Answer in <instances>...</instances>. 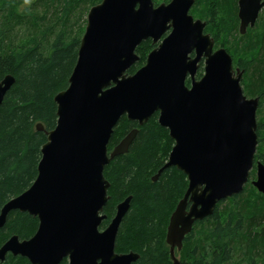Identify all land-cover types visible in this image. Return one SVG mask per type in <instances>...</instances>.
Returning <instances> with one entry per match:
<instances>
[{
	"label": "water",
	"instance_id": "obj_1",
	"mask_svg": "<svg viewBox=\"0 0 264 264\" xmlns=\"http://www.w3.org/2000/svg\"><path fill=\"white\" fill-rule=\"evenodd\" d=\"M195 0H102L87 16L77 62L66 89L55 95L57 125L47 132L38 174L29 188L12 197L0 212V229L12 210L38 217L29 239L12 235L0 247V263L9 252L31 264H132L140 254L116 251L121 223L132 196L117 204L116 215L102 230L110 198L105 167L128 152L139 129L133 128L113 150L115 127L126 115L143 125L159 112L174 145L168 160L152 177L176 166L189 180L167 228L173 264L176 250L195 224L215 213L218 203L240 194L250 181L264 194V163L256 161L259 97L243 89V71L234 67L225 47L195 18ZM264 0H239L240 32L254 26ZM158 45L134 73L137 47L147 39ZM194 53V56L192 54ZM204 58V74L196 77ZM191 84L187 85V78ZM15 82L0 81V106ZM38 130H45L42 123Z\"/></svg>",
	"mask_w": 264,
	"mask_h": 264
},
{
	"label": "trees",
	"instance_id": "obj_2",
	"mask_svg": "<svg viewBox=\"0 0 264 264\" xmlns=\"http://www.w3.org/2000/svg\"><path fill=\"white\" fill-rule=\"evenodd\" d=\"M101 1L0 0V81L7 74L15 77L0 106V212L8 200L36 179L41 148L48 137L46 131L57 125L55 95L69 85L87 23L79 15L74 31L68 21L75 11L85 14ZM162 1L170 0H154L155 4ZM196 1L203 8L196 6L190 12L206 20L205 31L214 37L215 47L224 46L233 57L234 67L243 71L245 94L260 98L255 160L264 163V9L255 26L240 35L238 0ZM81 18L84 24L79 26ZM154 47L151 38L144 40L136 49L139 59L128 72L143 66ZM203 71L202 64L198 78ZM38 123L45 130H38ZM133 128L139 132L128 152L116 156L105 167L110 198L104 225L115 215L117 204L131 195L116 251L138 252L140 257L132 264H173L167 228L189 180L176 166L164 169L156 181L152 179L166 163L175 142L169 129L159 123V112L143 125L124 115L115 127L109 150ZM255 178L256 166L242 193L220 201L213 215L195 224L181 251L176 250L181 264H264V194L252 185ZM38 226V217L11 211L0 229V247L13 234L32 236ZM0 264L31 262L9 253ZM61 264H68V259Z\"/></svg>",
	"mask_w": 264,
	"mask_h": 264
},
{
	"label": "rangeland",
	"instance_id": "obj_3",
	"mask_svg": "<svg viewBox=\"0 0 264 264\" xmlns=\"http://www.w3.org/2000/svg\"><path fill=\"white\" fill-rule=\"evenodd\" d=\"M171 1V0H170ZM162 2H166V1H162ZM161 3V2H160ZM158 5V4H157ZM196 6H198L197 8H203V6H200L199 4H198V2L195 0V3L193 4V6L191 7V9L192 8H195ZM91 8V7H90ZM264 9V8H263ZM262 9V10H263ZM90 10V9H89ZM89 10L85 13V14H82V10H78V11H75L74 13H73V16L70 18V20L68 21V24L70 25V27L71 26H74V28H75V30L74 31H76V29H77V27H78V25H76V19H77V17L79 16V15H83L82 16V18H85L86 20H87V16H88V12H89ZM191 11V10H190ZM191 13V12H190ZM192 14V13H191ZM210 14V13H209ZM193 15V14H192ZM194 16V15H193ZM260 16V15H259ZM82 18H81V20H80V22H79V26H82L83 24H84V20H82ZM197 19V18H196ZM199 19H201V18H199ZM240 19V18H239ZM203 21H206V20H204V19H202ZM87 24V23H86ZM86 24H85V29H86ZM60 26H62V24H59V26L58 27H60ZM207 26V25H206ZM255 26V25H254ZM254 26H249L248 28H250V27H254ZM248 30V29H247ZM85 32V31H84ZM206 32V31H205ZM247 32V31H246ZM208 33V32H207ZM239 33H240V35H243L241 32H240V24H239ZM84 34V33H83ZM83 36V35H82ZM82 38V37H81ZM214 38V37H213ZM220 47H224V46H220ZM220 47H215L216 49H218V48H220ZM155 48V47H154ZM153 50V49H152ZM151 50V51H152ZM150 51V52H151ZM149 52V53H150ZM229 52V51H228ZM230 53V52H229ZM203 73H204V71H203ZM170 154V153H169ZM168 160V159H167ZM256 176H257V170H256ZM251 183H252V181H251ZM253 185V184H252ZM228 199V198H227ZM168 244V243H167ZM169 245V244H168ZM169 247H170V245H169ZM178 250V249H177ZM181 251V250H180ZM180 251H177V254H178V252H180ZM178 256L180 257V255L178 254Z\"/></svg>",
	"mask_w": 264,
	"mask_h": 264
},
{
	"label": "flooded vegetation",
	"instance_id": "obj_4",
	"mask_svg": "<svg viewBox=\"0 0 264 264\" xmlns=\"http://www.w3.org/2000/svg\"><path fill=\"white\" fill-rule=\"evenodd\" d=\"M157 5V4H156ZM238 10H239V0H238ZM154 43V42H153ZM155 44V47L158 45V43L156 44V43H154ZM216 49V48H215ZM192 56H194V53L192 54ZM202 64H203V66H204V58L200 61V63H199V67H198V70H197V73H196V77L198 78V76H199V71H200V68H201V66H202ZM204 74V73H203ZM200 78V77H199ZM188 79H190L191 80V77L190 76H188V78H187V80ZM13 211V210H12ZM21 211V210H20ZM116 211H117V206H116ZM129 211V210H128ZM23 212H27V211H23ZM29 213V212H28ZM103 214H106V218L103 220V222H102V228H101V226H100V228L102 229V230H104L108 225H109V223L111 222V220L113 219V217L116 215V212H115V215L112 217V219H110V221L108 222V224L107 225H104V221L108 218V214L105 212V208H104V211L102 212ZM30 214V213H29ZM122 224V223H121ZM121 227V226H120ZM38 229V228H37ZM37 231V230H36ZM36 233V232H35ZM34 233V234H35ZM33 234V235H34ZM13 235H18V234H13ZM32 235V236H33ZM19 236V235H18ZM32 236H30V237H28V238H21L20 236H19V238L21 239V240H24V239H29V238H31ZM10 238V237H9ZM8 240V239H7ZM9 253H11V252H9ZM8 253V254H9ZM125 253V252H124ZM126 253H128V252H126ZM11 254H13V253H11ZM14 255V254H13ZM16 256V255H15ZM18 256V255H17ZM30 261V260H29Z\"/></svg>",
	"mask_w": 264,
	"mask_h": 264
}]
</instances>
